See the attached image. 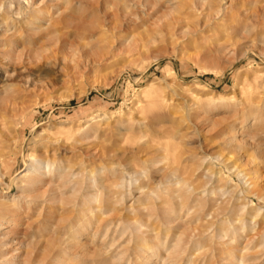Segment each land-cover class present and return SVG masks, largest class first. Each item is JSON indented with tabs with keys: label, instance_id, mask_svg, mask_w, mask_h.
<instances>
[{
	"label": "rangeland",
	"instance_id": "rangeland-1",
	"mask_svg": "<svg viewBox=\"0 0 264 264\" xmlns=\"http://www.w3.org/2000/svg\"><path fill=\"white\" fill-rule=\"evenodd\" d=\"M89 2L83 0L82 6L86 9L78 8L72 14L76 22L81 20V25L97 19L87 10ZM109 2L114 4L121 0ZM154 2L157 6L149 16H143L142 9L136 8L133 13L141 20L119 23L120 28L114 31L119 40L111 35L106 37L105 45L111 47L109 53L100 48L101 44L93 45L92 50L83 55L84 62L82 58L77 60L81 61L78 69H75L76 62H69V52L64 53L65 56L57 54L56 61L50 59L45 63L41 59V65L33 69L31 80L23 86L24 79L5 78L0 68V92L15 97L4 90L10 84L14 85V90H27L16 95L17 109L5 121V128L0 124V192L18 195L14 179L35 158L60 157L77 164L91 139L90 144L97 150L105 146L116 151V158L105 157V162L119 164L121 161L120 167L126 163V167L137 172L146 170L145 161L161 162V165L152 169L147 178L137 181L135 187L125 181L121 184V180L108 175L103 184L110 192L109 197L100 196V188L93 193L99 197L100 218L106 223L94 243L96 249H91L97 252L96 256L80 258L62 250V263L54 264H112L111 260L118 264L120 259L119 264H162L165 250H170L179 237L182 239L178 262L170 260L169 264H264V192L247 191L234 171L235 166L244 171L259 166V175L264 180V17L261 13L264 0H233L237 4L235 17L224 24V30L210 26L199 33L195 32L193 18L185 19V13L179 16L184 21L174 29L171 25L174 14L166 11L170 2ZM39 3L40 0H0V66L8 45L18 44L20 38L31 50L51 44V41L44 43L45 40L42 45L35 44L32 35L17 32L25 25V19L32 20L36 16ZM46 6L43 4L40 8L49 9ZM43 20L42 17L41 22ZM168 25L173 28L169 30ZM5 28L15 31L13 36L18 40L10 38L12 35H3L1 30ZM97 55L104 57L100 60ZM13 58L16 61L9 69L19 71V62L15 55ZM62 58H66L65 62ZM155 101L160 103L157 105ZM241 101H247V108L260 109L261 123L250 129L251 120H243L242 107H236ZM13 119L17 125L12 123ZM230 122L236 123L239 131L224 136ZM90 129L99 132L87 137ZM228 138L234 141L227 143ZM119 151L128 152L123 156ZM117 155L120 158L117 159ZM173 171L176 178L185 182L183 190L179 187L181 191L176 186L163 184ZM155 195L161 198L156 200ZM73 204H69V214ZM241 204L247 206L246 211L240 210ZM157 205L169 213L174 211L175 221L169 222L166 214L156 213ZM27 206V203L21 204L24 210L20 213L12 210L11 216L17 217V221L5 231L14 242L5 247L3 253L13 255L17 248L23 254L40 251L47 247L45 241L65 239L69 235L61 230L66 223L58 222L66 217L55 216L50 221L45 210L40 215L36 205L28 209ZM137 208L143 215L150 216L149 221L137 218ZM257 209L261 213H256ZM1 211L0 205V216ZM211 211L217 212L215 218L211 219ZM128 216L143 225L140 233L128 228ZM161 218H165V223ZM228 219L234 221L232 226L226 222ZM110 220L114 223L118 220L116 223L120 224L117 233L112 226L104 238ZM204 230L203 235H196ZM218 234L224 235L222 241ZM56 235L58 237H54ZM142 246L145 249H140ZM104 253L106 255H102Z\"/></svg>",
	"mask_w": 264,
	"mask_h": 264
},
{
	"label": "bare ground",
	"instance_id": "bare-ground-1",
	"mask_svg": "<svg viewBox=\"0 0 264 264\" xmlns=\"http://www.w3.org/2000/svg\"><path fill=\"white\" fill-rule=\"evenodd\" d=\"M87 1H91V2H89V7L87 10H89V13L91 15L96 16L97 19H95L94 22H92L88 25H81L80 24L81 20L77 19V22H76L75 19L72 17V14L75 11H77L78 8L86 9V8H84V6H82L83 0H40V3L38 4V9L35 12L36 16L33 17L32 20H29L28 18L25 19V21H24L25 25H23L21 27V29H17L18 30L17 32L18 33L23 32L24 34L32 35L34 37L33 41L35 42V44L40 43V45H42V44L46 43L47 41H51L50 42L51 44L48 45L46 43L44 45H48V46L42 45V46L36 47V49L34 48L31 50V49H29L28 45L25 46L24 41L21 42V38H20L18 44L15 43L16 45H13V44L8 45L9 49L3 53L2 58H3L4 62L0 66V68L3 72V76L5 78L17 76L20 79H24L23 84H21V85L25 86L29 82V79L31 80V77L33 75V69H35V68L38 69L39 65H41V59H42V61L45 60V63H46L47 61L49 62L50 59L55 60L56 56H58L57 54H61V55L63 54L62 56H65L66 54L64 55V53H66V52H69V55H70L68 58L69 62H73V63L76 62L75 69H78L79 65H80L79 63H81V61L79 60L78 61L79 63H78L77 60L79 58H82L81 60H82V62H84L85 58L83 57V55L86 54L87 51L92 50L93 45H100L101 44L100 48L103 51H104V49L107 50V53H109L108 49H110L111 47L109 45H105V43L108 42V41H106V39H107L106 37L108 35H111V37H113V39L119 40V38H116L117 35H115L114 31H116L118 28H120V26H121V25H119L120 22H127L128 23V22H133V20H141L140 16L133 13L134 9H136V8L142 9V12H143L142 15L146 17V16H149V14L151 13V10H153V8H155L157 6V3L154 2V0H121V2L114 3V4H112V2H109V0H87ZM168 2H170V4L168 5V7H166L167 5L165 3V5H166L165 7H166V11L169 15L174 14V19H173L172 24H171L172 26H174V29H176V27H178L177 24L182 20V17H180L181 18V20H180L179 16H181L183 13H185V15H186L185 19H187V17H189V20L191 18H193L192 23L194 24L193 25L194 28H196V31H195L196 33L202 32L210 26H213V29L217 30L219 28H222L224 26V24H226L231 19L234 20L233 17H235V15L233 16V14H234L233 12L236 9L235 7L237 5L236 3L235 4L233 3V0H219V2L218 1L213 2L212 0H187V1L186 0H184V1L183 0H181V1L180 0H168ZM43 4L47 5L46 7H48L49 9H46V8L41 9L40 6ZM50 11H51V14H50ZM261 13L263 14V17H264V9L262 10ZM42 17L44 18V20L41 22ZM236 17H237V15H236ZM182 21H184V19ZM41 23L43 25H41ZM116 23H118V25ZM33 24H40V25H33ZM110 24H113V25H110ZM171 25L170 26L168 25L167 28L168 29L171 28L172 27ZM221 30H224V28H222ZM171 31H172V29H171ZM1 32L6 37L8 35L13 36V34L16 33L15 31H11L10 28H5V29L1 30ZM174 33H175V30H174ZM12 36H10V38L15 37V36H13V37ZM19 37H21V36H19ZM10 38H8V39H10ZM12 40H15V39H12ZM43 40H45V42ZM7 41H9V40H7ZM42 42H44V43H42ZM102 43H103V45H102ZM28 44H30V43H28ZM89 53H88V55H89ZM14 55H15L16 59L18 60L17 62H19V64H18L20 66L19 71L15 68L12 70L9 69L10 68L9 65L15 60V58H13ZM103 55H102V58L105 56V55L104 56ZM66 57H68V56H66ZM86 57H87V59L89 58L88 56H86ZM97 57H100L99 58L100 60L102 59L101 55L100 56L97 55ZM62 59L65 62L66 58L65 59L62 58ZM99 59H97V61ZM34 60H35V63H34ZM36 60L37 61L39 60L38 61L39 64L36 62ZM72 69L75 70L74 68H72ZM61 70H62V68H61ZM21 72H24L25 74L23 73V75H19ZM71 77H72V75H71ZM71 80H72V78H71ZM13 87H14V85L10 84V85L6 86V88L4 90L5 91L9 90L8 92L9 93L11 92L10 94L15 95V97H16V95L18 96V94L20 95L21 92L27 91L25 88H22V89L20 88L21 90L19 88H17V89H19V91L16 89L14 90ZM149 87H150V85H149ZM6 93H4V91L0 92V94H2V96H0V124H1L2 128H5V121L7 119H10V116L17 109L16 98L9 96ZM156 102L157 101H155V103ZM246 103H247V101H246ZM246 103L241 101V102L236 104V107H239V106L242 107L241 118L243 120H247V121L251 120L249 122V124H250L249 126L251 129L254 126H256L262 122V117H260V114H259L260 109L253 110L251 108H247L245 105ZM156 104H154V105H156ZM234 108H235V106H234ZM107 119H105V121H108ZM99 120H102V119H99ZM110 120H109V122H110ZM184 121L185 120L183 118H181V123H184ZM12 123L14 125L15 124L17 125V122L14 119L12 120ZM112 123H111V125H112ZM122 123H124V122H122ZM236 125H237L236 123L230 122L226 126L225 132L223 133V135L228 136V135H232V134L238 132L239 130H238ZM109 126H110V124H109ZM141 128L142 127H140V129ZM97 131H95V129L91 130L90 133H88V135H86V136L91 137L95 133L98 134L99 131L98 132ZM233 141H234V139H232V138L227 139V143L233 142ZM57 142L55 141L54 144ZM91 142H92V140L90 139V141H88L89 144L85 148V150H86L85 153L81 154L82 155V156H80L81 158H79L77 161V164H75L76 167H75V165H73V162L71 164V163H69L68 160L65 161V160H63L64 158L60 159V157L50 159V160H48L44 157L35 158L31 161V163L29 165L25 166L24 171L21 172L19 175H17L16 178L14 179L13 183L18 189V192H19L18 195H16V196L9 195L10 193L8 191H4V193L0 192V205L3 207V211H1V216H0V264H44V263L45 264L46 263L47 264H54V263H58V262L62 263L63 260H62V257L60 256L62 250L73 253L74 255L79 256L80 258L81 257H87L90 254L96 256L97 252L95 250L92 251L91 249L94 248V243H95V241H97L96 239L98 238V235L101 232V230L105 227L106 223L103 222L104 219L102 220L100 218L101 212H102V206L100 205L101 203L98 204V201H99L98 198L99 197L96 195L97 193L95 194L96 196L93 194L94 190H96V188H100L102 190L100 192V196L105 195V196L109 197L110 192L107 191L108 189L105 188V186L103 184V180L108 175H112L113 177L118 178V180H121L122 181L121 184H123L125 181V182H128L129 185H131V186L133 185L135 187V183L137 181L141 182V180H143L145 177L147 178V174L150 171H152V169L155 170V169L160 167L159 165H161L160 164L161 162L158 163V162H147V161H145L144 164H146V170H143L141 172L133 171L130 169L131 167H129V168L126 167V165H125L126 163H124V165H122V167H120L119 164L122 163L120 161V159H119V161H120L119 164H116L114 162H105L103 160V159H105V157H108V156H111L110 159H112V156H114V158H116V156H115L116 151L114 153L113 152L114 150H112V148H109V145H107V147L109 149L104 148L105 146L103 148L101 146H99V147H101V149L97 150L96 146H92L90 144ZM103 145H104V143H103ZM121 151H122V149H121ZM125 152L124 153L127 154L128 151H125ZM131 153H133V151ZM120 154H121V152H120ZM125 154H121V155L124 156ZM118 156L119 155H117V159L120 158V156L119 157ZM114 158H113V161H114ZM117 159H116V161H117ZM122 159H123V157H121V160ZM97 161H101V162L99 164H96ZM108 161H111V160H108ZM259 169H260L259 166H255L254 169L249 170L250 172L253 171L252 173H250L249 171L241 170V167H239V166L234 167V171L236 173L235 175H237L238 177L241 178V180L244 183L246 190L250 191L251 193H256V192H261V191L264 192V180H262V178L259 175L260 174L258 172ZM163 184H164V186L165 185H167V186L170 185L172 187L176 186V187H178V191L180 190L179 187L182 189V188H184L183 186H185L184 180H181L180 178L178 179V178H176V176H174V171H173V173L170 172V174L167 176V178L165 177ZM0 186H2L1 182H0ZM115 186L117 187V190L120 189V188H118L119 185L116 184ZM122 186H124V185H122ZM141 186H142V184H141ZM160 189H162V187ZM128 190H129V188H128ZM185 191H187V190H185ZM142 193H144V191H142ZM148 193L150 194L152 192H148ZM160 193H162V192H160ZM115 194H117V193H115ZM184 194L185 193L183 192V195ZM167 196H169V195H167ZM146 197H147V195H146ZM154 198L156 200H159L161 197L158 198V196L155 195ZM171 198L173 200V198H175V197H171ZM183 199H184V197H183ZM172 200H170V201H172ZM177 201H178V199H177ZM166 202H168V201H165V203ZM178 202H180V201H178ZM23 203L28 204L27 209L32 204H33V206L36 205L37 207H35V208H40V212H39L40 215L45 210L46 211L45 216L50 221L55 219L57 216L66 217L65 219L60 220L58 222H60L62 224L66 223V225L62 229L61 228L60 229L63 230L64 233H69V235L66 236L67 238L65 237V239H64V237H63L62 239L59 238V239H52L51 241H48V242L45 241V244L48 243L47 247H44L40 251L37 250L36 252L30 251V252H26L25 254H23V253H21V249L17 248L13 251L14 252L13 255L3 253L5 247L11 245L14 242L13 238L10 237L9 233L7 231H5V229L7 227H12L13 221L14 222L17 221L16 220L17 217L11 216L12 210L15 209V210H18L19 213L22 212L21 210H24V209H21V204H23ZM37 204H39V205H37ZM69 204H73L72 206H70V208L72 209L70 211V214H69ZM165 205H163V206H165ZM174 205H175V201H174ZM182 205L183 204L180 203V206H182ZM129 207H130L129 209H131V206H129ZM166 207H169V206H166ZM246 207L245 206L243 207L241 204L240 210L244 211ZM132 210H133L132 214L134 215L133 212L135 210L134 209H132ZM136 210H137L136 215L138 216L137 218L139 220L142 218L143 219L145 218L146 220L149 221L150 216H146V213H145V215H143L138 210V208ZM27 211H29V210H27ZM170 211H172V210H170ZM255 211L258 214L261 213L260 209H257ZM158 212L166 214V218H167L166 220H169V222L175 221L174 220V218H175L174 217L175 216L174 211H173L174 214L169 213L165 209H162V208L158 207V205H157L156 213H158ZM216 215H217V212L211 211V213H210L211 219L215 218ZM164 217H165V215H164ZM255 217H257V216H255ZM155 219H156V217H155ZM162 219L163 218H161V220ZM164 219H163V222H164ZM56 220H58V219H56ZM111 221L112 220H110V223L107 224L110 227L108 229L106 228L105 236H103L104 238L107 237L108 233L112 229V226L116 227V230L114 232L117 233V229H118L120 223L119 222H118L119 224L116 223L118 220L115 223L111 222ZM226 222H228V224L230 226H232L234 221H231L228 219V220H226ZM127 224H128V228H130V230H133V231H136L139 233L141 232V229L143 227V225L141 227V224L139 223V221L138 222H136L135 220L132 221L131 218H130V220L127 221ZM224 224H225V222H224ZM240 226H242V225H240ZM124 227H126V226H124ZM56 228H57V226H56ZM92 228H94V230L91 233ZM238 228H239V226H238ZM238 230L236 229L237 232H238ZM205 231L206 230H204L203 232H197L196 235L201 236L205 233ZM56 232L57 231H55V233ZM58 233H60V232H58ZM196 235L193 234L192 236L196 237ZM157 236H155V237H157ZM184 236H183V238H185ZM54 237H58V236L56 235ZM218 237L222 241V238L224 237V235L218 234ZM181 239H182L181 237H179L178 240L176 239V241H175L176 243L174 245H172L171 249L165 250V256L161 259V261L163 262L162 264H169L168 261L175 260L178 257V255H180V254H178V252H179L178 248L181 244ZM84 240L88 241V243H86V242L84 243L83 242ZM103 241H105V239ZM81 242H83V243H81ZM112 242H114V241H112ZM155 242H157V241H155ZM95 245H97V244H95ZM94 249H96V248H94ZM140 249L143 250L145 248H144V246H142V247H140ZM39 252H40V254H39ZM105 252L107 253V251H105ZM106 253H104L102 255H106ZM147 256L145 257V259H146V261L149 262V258H148L149 256L148 257ZM100 257H102V256H100ZM67 258H69V257H67ZM121 260L122 259H120V262H121ZM111 261H110V263L117 264V262L116 263L114 262L116 260H113V262H111ZM176 261H177V259H176ZM103 263H105V262H103ZM142 263H144V262H142Z\"/></svg>",
	"mask_w": 264,
	"mask_h": 264
}]
</instances>
